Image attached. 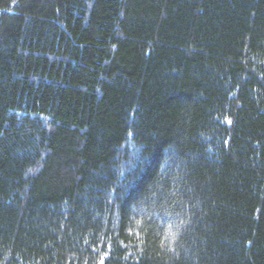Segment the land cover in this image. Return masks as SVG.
I'll return each mask as SVG.
<instances>
[{
  "label": "trees",
  "instance_id": "1",
  "mask_svg": "<svg viewBox=\"0 0 264 264\" xmlns=\"http://www.w3.org/2000/svg\"><path fill=\"white\" fill-rule=\"evenodd\" d=\"M0 264H264V0H0Z\"/></svg>",
  "mask_w": 264,
  "mask_h": 264
}]
</instances>
